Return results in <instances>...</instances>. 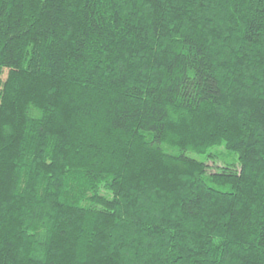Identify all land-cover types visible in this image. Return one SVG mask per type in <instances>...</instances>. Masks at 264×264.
Instances as JSON below:
<instances>
[{
    "label": "trees",
    "instance_id": "trees-1",
    "mask_svg": "<svg viewBox=\"0 0 264 264\" xmlns=\"http://www.w3.org/2000/svg\"><path fill=\"white\" fill-rule=\"evenodd\" d=\"M0 264H264V0H0Z\"/></svg>",
    "mask_w": 264,
    "mask_h": 264
}]
</instances>
